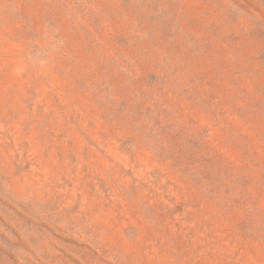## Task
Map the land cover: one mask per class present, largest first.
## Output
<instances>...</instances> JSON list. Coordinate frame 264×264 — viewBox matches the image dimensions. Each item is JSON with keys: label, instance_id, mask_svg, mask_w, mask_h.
Returning <instances> with one entry per match:
<instances>
[{"label": "rangeland", "instance_id": "374dc122", "mask_svg": "<svg viewBox=\"0 0 264 264\" xmlns=\"http://www.w3.org/2000/svg\"><path fill=\"white\" fill-rule=\"evenodd\" d=\"M0 264H264V0H0Z\"/></svg>", "mask_w": 264, "mask_h": 264}]
</instances>
